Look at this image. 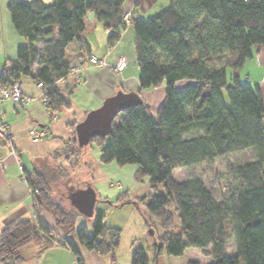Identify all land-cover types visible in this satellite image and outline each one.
<instances>
[{
    "label": "trees",
    "instance_id": "trees-1",
    "mask_svg": "<svg viewBox=\"0 0 264 264\" xmlns=\"http://www.w3.org/2000/svg\"><path fill=\"white\" fill-rule=\"evenodd\" d=\"M124 3L8 0L11 24L25 44L16 48L13 59L5 58L0 83L13 84L28 76L43 84L48 108L68 107L66 95L76 85L66 79L87 12L111 31V45L129 25L138 68L137 92L164 83L163 100L155 117L145 101L125 108L117 115L120 122L113 121L108 143L105 136L90 142L101 146L102 163L135 164V179L146 178L151 191L146 197L124 191L114 201H103L117 207L142 203L156 253L165 249L179 256L193 247L210 257L207 264H264V104L260 89L240 78L253 48L264 44V0H168L165 8L147 18L127 13ZM179 81L186 83L178 87ZM75 125L74 138L64 146L72 157L83 148L77 144ZM248 149L254 158L235 167L229 164L234 181L219 198L203 179L178 181L173 175L177 168ZM71 178L62 167L47 166L34 169L26 181L37 205L51 211L59 227L72 232L85 249L114 257L121 230L108 225L104 213L94 212L90 227L73 229L80 213L68 194L80 187L68 183ZM57 183L68 187L66 194L61 188L56 191L70 205L53 194ZM229 240L232 252H227ZM52 242L66 245L78 256L77 263L83 264L76 243L54 239L39 217L35 223L24 218L0 229V264H16L25 247L38 244L45 249ZM131 264H148L143 247L132 251Z\"/></svg>",
    "mask_w": 264,
    "mask_h": 264
},
{
    "label": "crops",
    "instance_id": "crops-1",
    "mask_svg": "<svg viewBox=\"0 0 264 264\" xmlns=\"http://www.w3.org/2000/svg\"><path fill=\"white\" fill-rule=\"evenodd\" d=\"M8 0H0V20L8 29L3 37V46L0 51V69L4 65L6 57L14 58L16 48L25 44V39L13 28L7 10ZM163 6L166 0H125L124 8L127 13H133L136 17L144 18L146 14L154 12L157 5ZM85 16V29L75 41V53L70 60V68L81 66L83 60L89 54L97 56L104 64L88 63L81 71L82 81L77 88L75 96L66 95L69 102L68 107L55 110L57 119H51L49 108L39 97V89L36 83L28 76H22L18 83L22 89L23 96L30 99L15 103L12 100H4L0 103L2 119L12 133L11 140L0 139V229L5 225L24 218H29L35 223L39 217L46 226L56 235L58 240L65 238L76 243L79 258L83 264H115L116 257L111 254H102L97 250H87L74 238L72 232L68 233L66 227H59L55 217L47 208L39 207L34 200L33 191L23 176H31L34 169H42L48 165L46 158L58 157L59 149H64L74 138L72 124L82 120L89 110L96 108L109 95L118 90L138 91V71L134 59L132 44V31L127 25L121 32L120 38L114 44L108 43L111 31L105 29L101 22ZM102 29V34L100 33ZM99 33V35H98ZM6 36V37H5ZM5 39L12 41L11 47L7 48ZM253 55L247 59L240 71L242 82L260 89L264 104V44L253 48ZM124 55L128 62L121 69H115L118 58ZM127 68L129 73L127 72ZM131 79L135 85L127 87ZM66 82H72L70 74ZM185 81L177 82V86L185 85ZM165 85L161 83L157 87L144 89L149 99L147 104H159L164 97ZM143 94V93H142ZM82 96L84 101H75L76 96ZM145 99V98H144ZM146 102V101H145ZM36 127L45 132V136L38 142H33L28 136V130ZM66 160V161H65ZM64 161L69 163L68 157ZM21 166L22 168H20ZM52 167V166H50ZM55 167H67L60 163ZM74 182L73 178L68 183ZM62 185L61 192L64 193L66 185ZM61 193V194H62ZM86 225L90 227V221L83 215L78 214L74 219L72 227L76 229ZM76 256L66 245L53 243L45 249L40 245H30L21 250V259L16 264H78Z\"/></svg>",
    "mask_w": 264,
    "mask_h": 264
},
{
    "label": "rangeland",
    "instance_id": "rangeland-1",
    "mask_svg": "<svg viewBox=\"0 0 264 264\" xmlns=\"http://www.w3.org/2000/svg\"><path fill=\"white\" fill-rule=\"evenodd\" d=\"M52 1L53 0H45L47 3H51ZM167 5L168 0H166V3L163 6H161L159 3L154 12L152 10L150 14L148 12V14L143 17L147 18L165 8ZM87 14L90 16L89 18L95 20L92 12L88 11ZM6 31L8 32V29L5 28L2 20H0V51L3 46L2 35ZM101 32L102 29L100 33ZM5 45L7 48L11 47V39H5ZM1 58H3V56L1 57L0 55V59ZM127 72L129 73L128 68ZM133 84L135 85V80L131 79V81H129L127 84V87H130ZM77 87L78 86H76V88ZM75 92L76 91L74 90L73 93ZM73 93H71V95ZM140 95L147 104L149 99L147 93L142 90ZM72 96H75V94ZM76 99L78 101H84V98H82L80 95L74 98L75 101H77ZM225 99L227 101L226 94ZM148 106L151 115L155 117L158 102L152 105L149 104ZM114 122L119 123L120 116H116ZM105 137V143H108L110 137L109 135ZM100 147L101 146L95 141H92L84 146L79 154L74 155L73 157L69 153L68 149H59L58 151H61L60 156H53L51 158L47 157L46 163L52 167L63 163L68 169L69 176L73 177L74 183H76V185H78L80 188H85L89 183L94 189L97 201L94 205L93 213H104L108 225L117 227L121 230L119 245L114 251V255L116 257L115 264H131L132 251L139 246L143 247L148 258V264H187V262L190 260H195L200 264H207L210 261V257L203 254L201 249L193 247H187L183 254L179 256L169 255L165 249H162L160 252L156 253L154 248L155 236L150 232V229L145 226L144 213L145 216H148V214L145 211L144 205L142 203H140L138 206H135L133 203H125L117 207L108 203L107 201H103L104 198L114 201L124 191H126L128 195L132 197H146L150 193L151 189L148 186L146 178L143 181H138L135 179L137 168L135 164H126L120 166L115 162L106 164L102 163L100 161ZM66 156L70 161L69 163H66V160L64 161V157ZM253 158V151L248 149L242 153L236 152L227 156H219L212 162H199L187 167L177 168L173 170V175L178 181L192 177H199L205 181L206 185L213 192L214 196L219 198L221 191L226 190L228 188L229 182L234 181L233 174L229 170V164L235 167ZM57 188L62 189V185L57 183L53 187V194L58 196L57 199L63 204L70 205L66 198H64V195L60 194L59 191H56ZM64 191L66 194L67 189L64 188ZM93 213L89 216L83 215V217L90 221L93 217ZM52 236L54 239L58 238L56 235H54V233H52ZM227 252H232L231 240L228 241Z\"/></svg>",
    "mask_w": 264,
    "mask_h": 264
},
{
    "label": "water",
    "instance_id": "water-1",
    "mask_svg": "<svg viewBox=\"0 0 264 264\" xmlns=\"http://www.w3.org/2000/svg\"><path fill=\"white\" fill-rule=\"evenodd\" d=\"M143 101L137 91L118 90L107 96L99 106L86 112L84 118L76 123L75 138L77 144L84 147L95 136L109 135L115 117L125 108L140 104ZM68 198L81 215L89 216L93 213L97 198L90 185L71 192L68 194ZM150 232L153 233V230L150 229Z\"/></svg>",
    "mask_w": 264,
    "mask_h": 264
},
{
    "label": "built area",
    "instance_id": "built-area-1",
    "mask_svg": "<svg viewBox=\"0 0 264 264\" xmlns=\"http://www.w3.org/2000/svg\"><path fill=\"white\" fill-rule=\"evenodd\" d=\"M126 21L129 19V14L125 15ZM128 60L127 58L122 55L118 58V62L115 65V69L121 70L123 69ZM88 63H94V64H104V61L99 59L97 56L93 54L87 55L85 60H83L81 66L74 67L71 69L70 74L72 75V83L75 85H79L82 81V73L81 71L84 69V67ZM1 73V69H0ZM36 86L39 89V97L42 99V101L47 105V98L45 96V91L43 89V84L38 81L36 82ZM12 100L15 103H21L23 100L28 101L30 98L27 96H23L22 89L20 87V84L18 82H15L13 84H4L0 83V103L3 102L4 100ZM49 116L51 119H57L58 115L57 112L54 109L49 108ZM45 132L41 129H38L36 127H32L28 130V136L33 142H38L42 139L43 136H45ZM0 139L2 140H11L12 139V133L9 131L7 124L5 121L2 119V114L0 113ZM22 168L21 166H19ZM23 178L26 180V176Z\"/></svg>",
    "mask_w": 264,
    "mask_h": 264
}]
</instances>
